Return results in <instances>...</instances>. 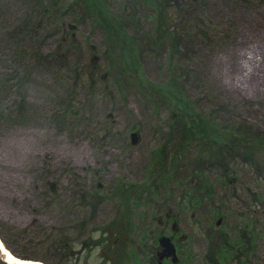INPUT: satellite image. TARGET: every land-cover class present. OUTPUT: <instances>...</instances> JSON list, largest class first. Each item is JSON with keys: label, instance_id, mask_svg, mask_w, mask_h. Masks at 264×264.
<instances>
[{"label": "rangeland", "instance_id": "obj_1", "mask_svg": "<svg viewBox=\"0 0 264 264\" xmlns=\"http://www.w3.org/2000/svg\"><path fill=\"white\" fill-rule=\"evenodd\" d=\"M103 1L137 67L73 0H0L4 247L27 264H157L165 235L164 264H264V0H159L169 40L157 0ZM184 103L218 143L182 137Z\"/></svg>", "mask_w": 264, "mask_h": 264}, {"label": "trees", "instance_id": "obj_2", "mask_svg": "<svg viewBox=\"0 0 264 264\" xmlns=\"http://www.w3.org/2000/svg\"><path fill=\"white\" fill-rule=\"evenodd\" d=\"M73 5L81 9L83 13H85L88 17L91 18V21L93 24L100 26L105 33L106 37L109 39V41L113 45H119L120 49V56H122L126 61L132 62L134 67H137V63H139V59L137 56V52L135 50V42L132 38L127 36L126 32L123 29L122 24L118 20V18L114 15V13L111 12L110 9H107V6L105 5L103 0H73ZM157 14L155 18L156 22V30L157 33L160 36V39H168L172 36V31L169 32L167 29L166 21H167V13L164 5L161 1L157 0ZM169 40V39H168ZM177 40V39H176ZM175 44V43H174ZM168 85H171L170 88L173 92L179 94L181 91L176 86V80L174 75H172V78H170V83ZM167 93H170L169 91ZM180 101V100H178ZM189 104L184 103L182 105V109H184V112L182 114L176 112V116L179 119L184 120L183 127H182V137L184 139H187L188 137L191 138L193 135H196L198 137V141L200 143H210V141H213V143H218L217 139L221 137L220 133L211 126V124L196 116V115H189L192 112L187 110ZM194 114V113H192ZM182 124V123H181ZM190 135V136H189ZM233 139V138H232ZM202 140V141H201ZM216 141V142H215ZM225 143L228 144L229 141L225 139ZM239 142V140H237ZM232 143H236V141L232 140ZM241 146L248 150H252L255 148V146L250 145L248 143L247 139H244L241 142ZM202 174V173H201ZM135 187L133 185L129 186L128 189H124V193L127 194L128 191L134 190ZM197 190H204L202 187H196ZM209 191H205L206 195H209L212 193V189L209 188ZM128 203V200H125V205ZM124 218H127L126 213L124 214ZM124 233V231H123ZM223 235L224 233L221 232ZM7 247H9L6 242H4ZM222 247L224 242L221 240ZM13 251V250H11ZM220 248L216 249L214 252L215 256H219V258L223 257L220 253ZM0 264H7L0 253Z\"/></svg>", "mask_w": 264, "mask_h": 264}, {"label": "water", "instance_id": "obj_3", "mask_svg": "<svg viewBox=\"0 0 264 264\" xmlns=\"http://www.w3.org/2000/svg\"><path fill=\"white\" fill-rule=\"evenodd\" d=\"M135 136L136 133L132 132L130 134L131 142L135 143ZM159 244L162 246V254L166 256H171L172 261L176 262L177 261V256H176V249L174 244L172 243L171 239L168 236L162 235L158 239ZM162 255V256H163Z\"/></svg>", "mask_w": 264, "mask_h": 264}, {"label": "bare ground", "instance_id": "obj_4", "mask_svg": "<svg viewBox=\"0 0 264 264\" xmlns=\"http://www.w3.org/2000/svg\"><path fill=\"white\" fill-rule=\"evenodd\" d=\"M0 245H2V248H0V252L4 258V260L8 263V264H27L29 263V261H25V260H21L17 257H15L14 255H12L2 244L1 240H0ZM32 264H45L43 262L40 261H34L32 262Z\"/></svg>", "mask_w": 264, "mask_h": 264}, {"label": "flooded vegetation", "instance_id": "obj_5", "mask_svg": "<svg viewBox=\"0 0 264 264\" xmlns=\"http://www.w3.org/2000/svg\"><path fill=\"white\" fill-rule=\"evenodd\" d=\"M166 216H169L168 214H166ZM161 236V235H160ZM159 236V237H160ZM159 237H158V239H159ZM169 238L171 239V241H172V243L174 244V246H175V249H176V255H177V250H178V248H177V246H176V244L173 242V240H172V237H170L169 236ZM158 239H157V248L158 249H161L160 251H156V253H155V255H156V257H154V258H156V262H157V264H164L167 260H170L171 262H172V258L170 257V256H166V255H163L161 252H162V246L159 244V241H158ZM163 255V256H162Z\"/></svg>", "mask_w": 264, "mask_h": 264}, {"label": "snow or ice", "instance_id": "obj_6", "mask_svg": "<svg viewBox=\"0 0 264 264\" xmlns=\"http://www.w3.org/2000/svg\"><path fill=\"white\" fill-rule=\"evenodd\" d=\"M0 248H2V245H0Z\"/></svg>", "mask_w": 264, "mask_h": 264}]
</instances>
